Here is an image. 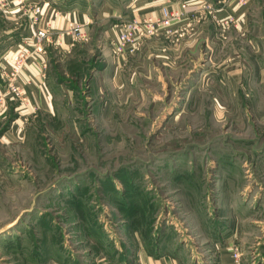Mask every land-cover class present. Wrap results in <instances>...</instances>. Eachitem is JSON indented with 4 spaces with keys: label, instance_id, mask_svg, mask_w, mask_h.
I'll return each mask as SVG.
<instances>
[{
    "label": "rangeland",
    "instance_id": "rangeland-1",
    "mask_svg": "<svg viewBox=\"0 0 264 264\" xmlns=\"http://www.w3.org/2000/svg\"><path fill=\"white\" fill-rule=\"evenodd\" d=\"M84 1L100 13L86 40L49 52L50 110L0 139V264L177 248L212 264L226 238L240 264H264V0L242 28L207 15L198 34L139 40L119 86L107 29L138 0Z\"/></svg>",
    "mask_w": 264,
    "mask_h": 264
},
{
    "label": "crops",
    "instance_id": "crops-1",
    "mask_svg": "<svg viewBox=\"0 0 264 264\" xmlns=\"http://www.w3.org/2000/svg\"><path fill=\"white\" fill-rule=\"evenodd\" d=\"M10 8L11 16L4 17L0 14V21L8 20L13 22V26L3 31L2 39H0V87L3 86L5 75L9 69L8 63L11 58V50L20 42L22 38L30 37L31 9L35 6L41 8L42 14L38 15L37 28L48 30L53 36L61 34L62 45L60 47L50 46L47 49L44 58V66L36 63H28L22 73L19 82L27 95V101L20 104L18 101L10 97L4 98L0 102V121L6 118H13L9 121V125L0 131V139L6 137L11 140H18L22 133V123L25 121V114L33 111L48 112L51 108L50 92L45 85L46 67L49 62V52H69L82 40H75L72 35V30L76 26L81 27V32L89 35L92 30L93 20L99 16L84 0H11ZM159 2H146V0H138L136 4L130 5L129 13H122L120 16L127 19L136 17H158L162 7H166L169 11L177 12L180 17L174 20L171 25L172 35L166 36L171 43L177 36H182L194 31V34L200 33L201 21L203 17L210 16L211 22L216 25V20H232L235 22V28H242L250 8L255 0H158ZM126 2V1H125ZM124 4V2H123ZM100 10L106 9L105 4H100ZM120 5V4H119ZM118 7L116 8L117 11ZM204 24L205 22H201ZM210 23V22H209ZM206 26L202 30L206 31ZM219 28V26H217ZM210 29V28H209ZM110 40L113 41L115 33L112 34L109 29ZM106 30V31H107ZM222 30V28H221ZM70 31V32H69ZM106 31L104 36H106ZM16 32L18 34H16ZM192 33V34H193ZM159 35L165 36L163 33ZM222 45V41H220ZM178 43L175 44V48ZM179 48V47H177ZM165 48H161L160 57L164 58L162 53L166 52ZM56 53V52H55ZM166 55L167 52H166ZM126 57H114L115 65L112 72V82L117 86L122 85V70L128 60ZM16 105V106H15ZM228 239V240H227ZM231 238H226L224 243L217 242L216 252H211V257L214 262L212 264H234L230 246L232 245ZM173 250V249H172ZM166 253L162 250L155 251L153 254L145 252L143 249H138L134 252H128L130 259H118L115 257L112 260L98 259L96 264H199V259L193 254L183 252L184 249L177 248L176 250ZM113 258V256H112ZM93 263V264H95ZM207 263V262H206Z\"/></svg>",
    "mask_w": 264,
    "mask_h": 264
},
{
    "label": "built area",
    "instance_id": "built-area-1",
    "mask_svg": "<svg viewBox=\"0 0 264 264\" xmlns=\"http://www.w3.org/2000/svg\"><path fill=\"white\" fill-rule=\"evenodd\" d=\"M11 0H0V14L4 17L11 16ZM42 14L41 8L35 6L31 9V36L25 37L17 43L11 50V58L8 63V71L5 75V81L0 87V102L10 97L13 100L23 104L27 101V95L20 86L19 79L28 63H36L44 66L46 56V47L48 45L60 47L62 40L61 34L53 36L48 30L37 28L38 15ZM180 15L177 12L169 11L162 7L158 17H136L126 20L121 29L115 33L112 41L113 51L116 57H126L131 55L138 45V41L151 38L157 34L163 33L165 36L172 35L171 25L174 20H178ZM232 20H216L219 27H225ZM70 32V31H69ZM75 40H86V36L81 32V27L76 26L71 31ZM234 264H240V253L232 252Z\"/></svg>",
    "mask_w": 264,
    "mask_h": 264
},
{
    "label": "trees",
    "instance_id": "trees-1",
    "mask_svg": "<svg viewBox=\"0 0 264 264\" xmlns=\"http://www.w3.org/2000/svg\"><path fill=\"white\" fill-rule=\"evenodd\" d=\"M11 120H13V118H9V120L8 121H11ZM9 125V124H8ZM7 127V126H6ZM5 128H3L2 130H4ZM1 130V131H2ZM154 252H150V254H153Z\"/></svg>",
    "mask_w": 264,
    "mask_h": 264
}]
</instances>
